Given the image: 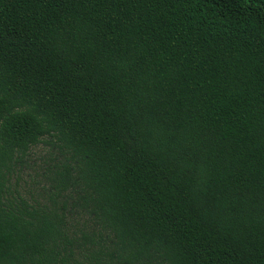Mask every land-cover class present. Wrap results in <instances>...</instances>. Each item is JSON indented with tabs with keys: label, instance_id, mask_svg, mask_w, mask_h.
<instances>
[{
	"label": "trees",
	"instance_id": "16d2710c",
	"mask_svg": "<svg viewBox=\"0 0 264 264\" xmlns=\"http://www.w3.org/2000/svg\"><path fill=\"white\" fill-rule=\"evenodd\" d=\"M0 264H264V0H0Z\"/></svg>",
	"mask_w": 264,
	"mask_h": 264
},
{
	"label": "rangeland",
	"instance_id": "374dc122",
	"mask_svg": "<svg viewBox=\"0 0 264 264\" xmlns=\"http://www.w3.org/2000/svg\"><path fill=\"white\" fill-rule=\"evenodd\" d=\"M43 145H40L36 151L28 157L27 165L23 168L22 179L25 182V190L33 191L36 189L35 182H43L44 178L42 172L45 168V161H47L44 155L45 149ZM23 185V182H22Z\"/></svg>",
	"mask_w": 264,
	"mask_h": 264
}]
</instances>
